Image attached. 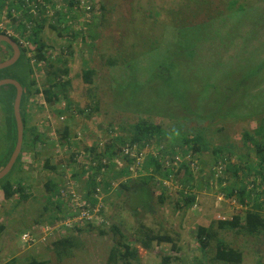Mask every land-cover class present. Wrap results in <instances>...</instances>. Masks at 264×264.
<instances>
[{"label": "rangeland", "instance_id": "obj_1", "mask_svg": "<svg viewBox=\"0 0 264 264\" xmlns=\"http://www.w3.org/2000/svg\"><path fill=\"white\" fill-rule=\"evenodd\" d=\"M37 1H39V4L42 2V0ZM128 1L93 0L94 11L91 15L85 9L83 11L82 4H80L76 14L69 18L71 29L68 32L58 34L51 31L47 27L49 19L41 32V38L50 46L49 52L68 61L70 78H72V88L69 96L74 103L73 110L83 108L84 104L91 103L93 100L91 95L94 89L97 92L95 102L98 101L99 104L98 114H94L88 120L81 115L72 117L75 122H78V128H75L77 133L72 140L84 142L86 148L98 144L101 151L100 147L112 135H116L120 131L117 124L120 121L134 123L137 121L138 114L152 117L154 122L170 125L168 120L187 121L186 117L188 116H205L206 113H208L206 115H209L211 111H215L212 118L204 121V124L210 126L207 131L209 150L202 157L205 172L198 174V170L195 169L191 181V190L196 195L195 204L187 209L180 200V187L178 184L180 179L183 178V173H181L173 180L166 179L161 186L149 181L147 186L153 196L151 204L148 207L149 209H140L138 214L147 228H151L158 233L172 235L179 246L178 252H172L168 245L153 244V247L146 254L143 253L141 264H159L164 255L172 256L171 264H199V262L209 264L208 261H201V254L196 249V227L200 225L209 226L213 222L216 224L218 220H230L233 216H242L246 210L253 207L255 202V198H253V200H247L246 203L241 204L239 201H235L234 198L227 197L225 189L236 186L237 179L229 174H223L222 170L226 168L227 162L236 164L238 161L244 163L253 160V149L250 144L247 147L244 146L242 135L245 131L252 133L261 122H264V67H261L259 72L254 67L253 76L251 79L247 78L246 87H241V81L236 80V75H230L232 70L238 69L236 63H242V60H239L240 57L244 58L243 63L245 64H247L245 58L250 60L247 65H252V60L256 63L264 57H262L264 54V33L243 34L253 24L257 25L260 31L261 12L259 9H253L259 7V2H256L252 8L247 7L243 11L227 12L225 15L215 18L212 25L210 24L209 27L218 34H222L229 29L227 36L235 30L238 31L237 34L239 35L238 38L233 40L228 39L226 36L225 42L223 38H220V42H224L225 45H227L226 42L230 44L220 50L214 51L210 45L203 48L201 51L202 62L207 61V64L211 66L214 57H220L222 60L214 71H210L190 63L196 57V54L191 51L194 42L198 40L206 41L208 31L206 26L212 20L201 25L183 24L185 22L180 18V8L185 9L186 0H166L165 4L161 2L164 7L174 8L178 5L179 7L176 8L178 10L172 13V16H169V22L164 24L162 29L157 32V36L153 38L151 44L154 42L156 47L148 56L135 60L129 68L122 65L108 66L105 61L107 57H101V55L106 54L108 56L109 52L106 49L108 45L98 42L94 48L93 41L87 39V32L91 27L83 24L86 20H91L92 24L102 20L114 23L117 14L129 7L127 5ZM53 2L57 10L61 8L65 11L62 1L53 0ZM103 4L108 13H104L102 16V10H99V8ZM47 12V16L55 22L56 16L52 15L53 9L48 8ZM89 16L91 17L89 18ZM174 24H177V26ZM4 26L6 27L5 23ZM60 27H62L61 24ZM93 27H95V24ZM74 31L79 32L76 39H72ZM102 34L105 37L107 34H113L117 37V34L120 35V30L115 26H110V29L103 30ZM238 40L243 41V43L246 40H252V42L246 51L239 52L241 49L240 44L237 43ZM68 44L71 45L70 50H67ZM161 54L164 55L161 56ZM83 61H88V65L95 69L91 85L85 84L83 81ZM175 62L178 63L175 64ZM36 73L40 81L43 75ZM247 75H250V72ZM111 79V86H113L116 93L112 96L114 108L108 109V98L105 94L106 85L104 86V82L106 80L111 82ZM226 86L231 87V93L227 99L213 100L211 98L221 92L224 93ZM5 90L9 89L6 88ZM5 90L0 92L4 94H2L3 97L6 96ZM185 93H195L194 96L189 97L192 103L187 106L176 105L173 109H170L173 110V114L171 111L158 114L167 110L166 102L188 103L187 101L177 102L183 99ZM37 99L38 101L30 106L27 111L28 127H37L40 133L51 134L52 141L57 144V140L53 135L54 126L48 125L50 120L54 119L53 113L50 111L51 108L40 101V97H37ZM157 106L164 111L157 109ZM110 122L114 125L113 131L116 132L114 134L108 130ZM5 123L6 120L0 110L1 131H3ZM221 136H227L228 138L221 141ZM218 146L222 147V154L230 155L227 152L229 150L233 155H230L225 162L213 164L212 151L216 150ZM223 146H226V149ZM40 148V145L36 147L38 150ZM149 149L151 150L150 147H145L140 152L144 155L149 152ZM82 152L85 153L78 156L76 164L73 165L68 160V150L57 144L54 147H46L38 162L39 165H42V161L49 158L51 164H56L58 167L55 172H47L46 174L60 183L64 180L66 184L69 176L74 181L71 174L77 168L78 170L82 169L83 166L80 163H88L84 165L88 167L89 159L94 157L87 150ZM240 154H243L245 158L239 157ZM22 162L25 163V161ZM241 165L243 166V164ZM142 172H140V175ZM16 174L13 173L12 178ZM46 174H43L36 165L32 170L25 173L22 171L19 174L20 177L25 176L24 181L30 186V192L34 196L27 202L18 203L17 195L10 200H5L0 191V224L4 225V231L0 236V264L14 258H21L22 260L27 256L47 260L48 264H105L113 244L112 235L109 232L111 224L118 226L129 238L132 237L138 227L136 215L130 209L134 200L133 191H122L118 194L115 192L117 182H111L112 190L107 191L102 196L105 198V202H103L104 210L101 213L104 225L99 228L105 232L102 236L98 233L99 229L96 226L99 225L96 223L93 225L95 229H86L87 224H80L78 226L81 229L80 231H75V226L71 228L72 230L64 231V228L60 227L59 221L47 224L50 220L48 219L49 216L55 215L56 212L50 207L45 210L47 204L44 199L46 197L44 196L45 188L43 184L47 179ZM89 174H92L90 169ZM82 177L76 181L77 184L75 185V189L81 195L84 194L83 188L85 187L84 182H86L85 177ZM102 177V174H98L97 180L102 181ZM132 178L136 180L137 176ZM160 196L164 198L162 205L158 203ZM261 206L260 211L264 216V205ZM34 220H37L36 223ZM22 232L24 234L25 232L30 234L34 232L35 235H31L35 239L34 244L33 242L32 244H29V242L24 243L21 238L22 235L20 236V234H23ZM65 234H70L76 239L77 247L71 251L72 254L68 258L59 260L50 244L54 241V238ZM218 234L228 247L242 252L243 258L240 264H264V230L257 237L245 236L238 231L229 229L220 230Z\"/></svg>", "mask_w": 264, "mask_h": 264}, {"label": "trees", "instance_id": "obj_2", "mask_svg": "<svg viewBox=\"0 0 264 264\" xmlns=\"http://www.w3.org/2000/svg\"><path fill=\"white\" fill-rule=\"evenodd\" d=\"M60 1L64 3L65 11L61 10V8L57 10L53 0H42L40 4L37 0H0V34L9 36L17 44L20 51V56L16 63L0 70V80L4 78L15 79L23 88L20 103V113L23 123V143L20 154L12 169L0 180V190L2 191L3 198L10 200L17 195L18 203H24L34 198L30 192V186L25 185L24 179L16 177L17 175L12 179L14 172L20 174L25 170V166L29 167L31 165L30 163L22 162L26 154L31 153L32 159H35L36 162L37 159L39 160L42 157V152L46 150V147L50 148L58 144L61 148L68 150V160L75 165L78 156L83 153L82 151L87 150L89 154L94 155L91 162L96 161L98 166L92 168L90 165L88 167L84 166L86 163H80L83 166L82 169L78 170L77 168V170L72 172L71 177L75 185L80 177H85L86 182H84L85 187L83 188L84 194L82 196L85 197V201L90 206H95V203L98 201L97 198L91 197L98 184L101 186L103 194H106L107 191L112 190L111 182L116 181V193L119 194L122 191L130 190L133 191L134 195L130 209L134 211L133 213L137 218L138 227L136 228V232L129 238L118 226L111 224L109 232L112 235L113 244L105 264H141L143 253L146 254L153 247V244L168 245L172 252H178L179 246L174 237L147 228L142 223L141 217L139 218V210L147 209L151 204L153 196L147 186L149 181L161 186L162 182L166 181V179L173 180V178L175 179L181 173H183V178L180 179L178 184L180 187V200H182L184 207L187 209L195 204L196 195L191 190V181L195 169L198 170V174L205 172L202 157L209 150L207 131L210 126L204 124V121L212 118L215 115V111H211L209 115H206L208 114L206 113L205 116H188L186 117L187 121L168 120L170 125L154 122L152 117L138 114L137 121L134 123L120 121L117 124L118 130H120L118 133L113 131L114 125L110 122L108 130L113 134L116 133V135H112L100 147L101 151L98 144H93L90 148H86L84 142L82 143L80 140L77 142L73 141L72 139L77 133L75 128H78V122H75L72 117L81 115L88 120L94 114H98L99 104L98 101L95 102L97 92L94 89L91 95L93 99L91 103H88V105L84 104L83 108L73 110L74 103L69 96L72 88V78H70L68 61L67 59L56 57L49 52L50 46L41 38V32L46 26L48 19L50 21L47 23V27L51 31L58 34L68 32L71 29L69 18L76 14L80 8V4H82L83 11L85 9L91 15L94 11V3L93 0ZM165 1L129 0L127 4L129 7L117 14L114 23L102 20L92 24L91 20H86L83 25L91 27L87 32V39L93 41L94 48L98 42L108 45L106 47L109 52L108 56L107 54L101 55V57H107L105 61L108 66L122 65L129 68L132 62L140 60V57H146L151 53L156 47L154 42L151 44L153 38L157 36V32L162 29L163 25L169 22V16H172V13L178 10L176 8L179 5L174 8L164 7L161 2L165 4ZM256 2L258 3L260 0H186L185 9L180 8V18L185 22L183 24L201 25L212 20L206 26L208 28L206 41L198 40L194 42L191 51L196 54V57L190 64L214 71L216 66L221 64V58L214 57L213 64L210 66L207 64V61L202 62L201 51L206 45H210L214 51L227 46L228 42H226L227 45L224 42L229 31L227 30L222 34H218L209 27L210 24L212 25L215 18L225 15L227 12L234 10L243 11L247 7L252 8ZM48 8L53 9L52 15L56 16L55 22L47 16ZM100 9L102 10V12L100 11L102 16L104 13H108L104 4ZM253 9L258 8L255 7ZM259 22L264 29V13L261 14ZM60 24L62 27H60ZM94 24L95 27H93ZM174 25L177 26V24ZM110 26H115V28L119 29L120 35L118 36L117 34V37H115L113 34H107L105 37L102 34L103 30L110 29ZM237 32V30L231 32L227 38L232 40L238 38ZM254 33L260 34L259 28L255 24L243 34ZM78 35L79 32L74 31L72 39L78 38ZM220 38H223L224 42H220ZM251 42L252 40H246L244 43L241 41V50L239 52L246 51ZM70 47L71 45L68 44L67 50H70ZM11 55V47L6 43L0 42V62L8 59ZM163 55L161 54V56ZM239 60H242V63H236L238 69L232 70L230 75H236V80L241 81V87H246L245 83L248 82L247 78H252L254 67L258 69V72L261 70V67H264V57L256 63L252 60V65H247L250 62L249 59L245 58L247 64L243 63V57H240ZM87 62L83 61L84 70L82 78L85 84L91 85L95 69L91 68ZM36 72L43 75L40 81L36 76ZM248 72H250V75H247ZM258 79L260 80V77ZM111 83L112 79L111 82H108V80L104 82V86L106 85L104 90L108 98V109L114 108L112 96L116 93ZM249 84L251 85V83ZM6 88L9 90H5ZM230 89V86H226L224 93L221 92L219 95H214L211 98L213 100L227 99L231 93ZM4 90L6 96L3 97V93H0V110L6 120L3 131L0 130V170L8 162L15 147L17 137L12 109L16 90L12 85L0 87V92ZM118 90L120 91V89ZM194 95L195 93H185L183 94V99L177 101H187L188 103L166 102L165 106L167 110L164 113L159 112L158 114H165L169 111L173 114V110L170 109H173L176 105L187 106L189 103H192L189 97ZM37 97H40V101L48 108H51L50 111L53 113L54 119L50 120L48 125L54 126L53 135L57 140V144L52 141L51 134L40 133L37 127H28L27 111L30 109V106L38 101ZM207 104L209 103L207 102ZM55 107L56 109H54ZM157 109L163 110L158 106ZM177 122L180 124L178 125ZM227 138V136H221L220 140L225 141ZM242 140L245 147L248 144L251 145L253 160L244 163L238 161L236 164L227 162V166L222 170V173L235 177L237 181L235 183L236 186L225 189L226 196L234 198L235 201H239L241 204L246 203L247 200H253V198H255V202L253 203V209L246 210L242 216H233L230 220H218L216 224L213 222L209 226L200 225L196 227V249L201 254V261H208L209 264H240L242 262V252L228 247L219 237L218 232L220 230L229 229L238 231L250 237H257L264 230V216L260 211L261 205H264V122H261L252 133L245 131L242 135ZM39 145L41 148L38 151L35 150ZM126 145L130 148H136V156L140 154L141 149L145 147L151 148L148 153L142 155L139 161L142 168L139 170L136 180L131 179L132 176L129 172V165L135 161V158H130L129 156L123 157L121 155V150ZM223 147L226 149V146ZM221 152V146L212 151L213 164L225 162L229 159L230 155H233L229 150L227 152L230 155L222 154ZM239 157L245 158L243 154H240ZM57 167L56 164H51L49 158H45L42 164L43 170L48 172H55ZM89 169L92 173L91 175L89 174ZM141 171L143 172L140 175ZM98 174L103 175L102 181L99 183L96 182ZM43 186L45 188L44 196L46 197L44 199L47 204L45 210H48L50 207L56 212L55 215L49 216L48 219L50 220L47 224L58 222L64 217H69L72 208L69 205L70 198H68V194L64 190L65 181L62 180V183H60L49 177L44 181ZM158 200V203L162 205L164 198L160 196ZM36 221L34 220L35 223ZM100 226H96V228L99 229L101 228ZM87 228L95 229V226L87 224ZM74 229L75 231L81 230L77 225H75ZM69 230L72 229L64 231ZM3 231L4 225L0 224V236ZM98 233L102 236L105 232L99 229ZM30 235L34 236L35 233L32 232ZM53 240L50 247L59 260L68 258L72 254L71 251L77 247L76 239L70 234L56 237ZM29 244L32 243L29 242ZM172 260V256L164 255L159 264H171ZM3 264H48V262L35 256H27L22 260L21 258H14ZM199 264H202V262H199Z\"/></svg>", "mask_w": 264, "mask_h": 264}, {"label": "built area", "instance_id": "obj_3", "mask_svg": "<svg viewBox=\"0 0 264 264\" xmlns=\"http://www.w3.org/2000/svg\"><path fill=\"white\" fill-rule=\"evenodd\" d=\"M121 155L123 157L129 156L130 158H135V161L129 165V172L131 173L132 177L138 176L139 170L142 168L139 162L142 158V152L136 156V148H130L128 145H126L122 148ZM89 165L92 166V168H96L98 166L96 161L91 162L90 160ZM96 182L99 183L101 181L100 179H96ZM75 188V183L69 176L67 178L64 190L65 193L68 194V198H70L69 205L71 206L72 210L70 211L69 217H64L59 221L60 227H63L64 230H67L73 228L75 225L80 226V224L95 225L94 223H96L99 226L102 225L104 220L101 217V213H103L104 210V197H102L103 192L101 186L98 184L95 188V192L91 196L98 199V201L95 203V206L93 207L90 206L87 201H85V197L79 194ZM21 235L24 243H34L35 239L30 235V233L25 232V234L23 233Z\"/></svg>", "mask_w": 264, "mask_h": 264}, {"label": "water", "instance_id": "obj_4", "mask_svg": "<svg viewBox=\"0 0 264 264\" xmlns=\"http://www.w3.org/2000/svg\"><path fill=\"white\" fill-rule=\"evenodd\" d=\"M0 42L8 44L12 49V55L8 59H5L4 61L0 62V70H2L16 63V61L18 60L20 56V51H19L17 44L7 35L0 34ZM7 85H12L16 90L15 97H14L13 104H12V109H13L14 120L16 123V133H17L16 136L17 137H16L15 147L11 153V156L8 162L3 167V169L0 170V180L3 179L12 169L14 163L16 162L18 155L20 154L22 143H23V123H22L21 113H20V103H21L23 88L20 85V83L15 79L4 78L0 80V87L7 86Z\"/></svg>", "mask_w": 264, "mask_h": 264}, {"label": "crops", "instance_id": "obj_5", "mask_svg": "<svg viewBox=\"0 0 264 264\" xmlns=\"http://www.w3.org/2000/svg\"><path fill=\"white\" fill-rule=\"evenodd\" d=\"M262 5V6H261ZM258 9L260 10V12H261V14L262 13H264V0H260V2H259V7H258ZM228 31H229V29H228ZM264 33V29H263V27H262V25H261V27H260V34H263ZM237 43L238 44H241V41H237ZM228 45H230L229 43H228ZM264 56V54L262 55V57ZM245 57V56H244ZM35 150H37L38 151V149H35ZM42 154H43V152H42ZM38 160V159H37ZM36 160V162H35V159L33 160L32 159V154L30 153H28V154H26L25 155V157L22 159V161H25V163L27 162V163H30L31 165L28 167V166H25V170H24V173L26 172V171H28V170H32V168L36 165V166H38L39 168H40V171L43 173V174H46L48 171H44L43 170V168H42V165H39L40 163L38 162ZM43 162V161H42ZM75 171V170H74ZM14 173H17V172H14ZM17 175V177H19V178H22V179H25V176L24 177H20L19 176V174H16ZM16 175H14L13 176V178L16 176ZM50 175V174H49ZM28 176V175H27ZM46 176H47V178L48 177H50V176H48V174H46ZM12 178V179H13ZM84 180V179H83ZM24 181V180H23ZM85 181V180H84ZM59 182V181H58ZM74 182V181H73ZM24 183H25V181H24ZM75 183V182H74ZM25 185H27V183H25ZM1 191V190H0ZM2 192V191H1Z\"/></svg>", "mask_w": 264, "mask_h": 264}, {"label": "clouds", "instance_id": "obj_6", "mask_svg": "<svg viewBox=\"0 0 264 264\" xmlns=\"http://www.w3.org/2000/svg\"><path fill=\"white\" fill-rule=\"evenodd\" d=\"M89 160L91 161V158Z\"/></svg>", "mask_w": 264, "mask_h": 264}]
</instances>
